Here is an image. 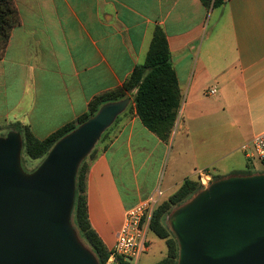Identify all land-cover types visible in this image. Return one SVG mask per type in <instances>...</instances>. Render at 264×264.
Here are the masks:
<instances>
[{"label":"crops","instance_id":"crops-1","mask_svg":"<svg viewBox=\"0 0 264 264\" xmlns=\"http://www.w3.org/2000/svg\"><path fill=\"white\" fill-rule=\"evenodd\" d=\"M13 3L19 22L0 55V135L27 126L43 139L74 121L144 62L155 26L165 32L181 93L169 141L130 101L87 171L88 218L107 250L125 210L154 190L163 202L185 179L197 181L198 169L220 178L260 163L241 145L264 131V0Z\"/></svg>","mask_w":264,"mask_h":264},{"label":"water","instance_id":"water-1","mask_svg":"<svg viewBox=\"0 0 264 264\" xmlns=\"http://www.w3.org/2000/svg\"><path fill=\"white\" fill-rule=\"evenodd\" d=\"M129 102L102 104L31 171L22 167L21 132L0 135V264H100L72 222L76 174ZM166 223L176 264H264V171L214 179Z\"/></svg>","mask_w":264,"mask_h":264},{"label":"trees","instance_id":"trees-1","mask_svg":"<svg viewBox=\"0 0 264 264\" xmlns=\"http://www.w3.org/2000/svg\"><path fill=\"white\" fill-rule=\"evenodd\" d=\"M200 1L204 6L210 8L211 5L217 7L226 0ZM18 22L19 16L13 0H0V55L5 50L12 28ZM126 97L130 98L133 104L132 108L143 125L162 141L168 142L180 107L181 93L171 64L166 35L160 26H155L153 30L144 62L136 65L129 77L119 87L94 97L89 102L87 111L74 121L58 128L43 139L34 136L27 126L15 129L22 135V156L25 155L27 158L37 161L29 171L40 163L58 139L94 115L102 104L122 100ZM109 129L110 127L101 134L93 149L78 166L71 213L74 227L78 230L82 240L91 248L100 264H103L108 258L110 250H107L89 221L86 180L89 164L98 154V143L107 138ZM22 160L24 159L22 158ZM216 178L213 176V180ZM199 189L197 181L187 178L167 200L160 202L153 210L147 230L163 239L166 244L165 257L154 264H176L178 244L166 223V216L171 209L183 203ZM119 263L129 264L122 259H119Z\"/></svg>","mask_w":264,"mask_h":264},{"label":"built area","instance_id":"built-area-1","mask_svg":"<svg viewBox=\"0 0 264 264\" xmlns=\"http://www.w3.org/2000/svg\"><path fill=\"white\" fill-rule=\"evenodd\" d=\"M241 149L245 151L249 161L256 160L264 164V131L243 143ZM196 174L199 188L207 187L213 181V174L208 168L198 169ZM161 196L162 191L156 189L125 210L115 245L103 264H120L119 259L127 263L137 261L140 253L146 250L145 234L148 223L153 210L160 203Z\"/></svg>","mask_w":264,"mask_h":264},{"label":"rangeland","instance_id":"rangeland-1","mask_svg":"<svg viewBox=\"0 0 264 264\" xmlns=\"http://www.w3.org/2000/svg\"><path fill=\"white\" fill-rule=\"evenodd\" d=\"M24 160H22V167L25 171H29L31 168L35 166L37 163L36 160H31L27 158L25 155L22 156ZM168 160V154L165 155L162 169H164L166 162ZM255 167H252V170H248L246 167L243 168V172H257V171H263L264 170V164H260L258 162H255ZM145 242L146 244H152L150 250L146 252H141L137 261L133 260L129 264H152L160 259H162L166 254V244L163 239L158 238L153 232L150 230L146 231L145 234Z\"/></svg>","mask_w":264,"mask_h":264}]
</instances>
